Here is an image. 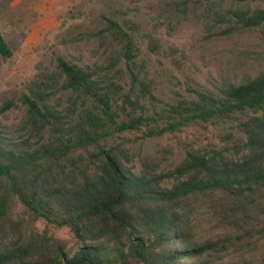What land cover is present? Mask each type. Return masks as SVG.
Instances as JSON below:
<instances>
[{"label":"rangeland","instance_id":"1","mask_svg":"<svg viewBox=\"0 0 264 264\" xmlns=\"http://www.w3.org/2000/svg\"><path fill=\"white\" fill-rule=\"evenodd\" d=\"M247 7L264 10V0H0V36L12 53L0 57V140L10 149L33 151L60 139L49 130L39 134L27 121L22 98L39 93L60 118L62 145L70 146L72 129L93 110L108 124L100 146L134 174H169L190 152H222L229 160H243L248 153L239 124L246 116L177 126L165 111L179 97L218 93L229 83L264 75V26L234 30L231 13ZM103 19L117 22L133 39L134 72L145 75L152 87L153 99L140 101L143 112L124 102L125 97L133 102L138 88L131 86L122 63L113 66L120 48L100 36ZM149 38L157 43L156 54L148 49ZM57 58L79 68L110 70L104 82L112 96V120L119 125L141 115L146 121L140 130L116 132L99 105L67 91L55 68ZM89 153L92 147L75 148L70 160L50 171L49 183L69 187L81 180L91 170ZM185 180L166 178L159 188L169 190ZM175 212L198 243L210 246L201 263L264 264V188L239 201L221 193L191 196ZM32 233L61 242L68 255L81 247L68 228L35 219L13 198L9 219H0V253Z\"/></svg>","mask_w":264,"mask_h":264},{"label":"trees","instance_id":"2","mask_svg":"<svg viewBox=\"0 0 264 264\" xmlns=\"http://www.w3.org/2000/svg\"><path fill=\"white\" fill-rule=\"evenodd\" d=\"M231 16L237 32L264 26V10L247 7ZM103 22L100 36L109 37L120 48L112 59L113 66L122 63L131 86L138 88L134 101L125 97L124 102L143 112L140 101L153 99L152 87L145 75L142 78L134 72L137 55L133 39L114 20ZM148 49L152 54L158 52L157 43L150 38ZM11 56L0 36V57ZM55 68L64 78V88L99 105L101 115L110 120L116 132L139 131L146 121L140 115L119 125L113 122L112 96L104 82L110 70L79 68L62 58L55 60ZM194 94L195 98L179 97L168 106L165 112L171 120L182 126L246 116L240 120L239 130L248 155L232 161L222 152H190L173 172L156 177L126 170L114 153L100 146L108 135V124L93 110H87L76 123L74 140L65 146L60 142L63 128L58 115L47 108L39 93L24 96L28 123L36 126L39 134L49 130L60 139L48 146L38 145L33 151L13 150L0 140V219H9L12 199L17 198L35 219L68 228L81 247L68 255L61 242L32 233L0 253V264H203L210 246L195 240L175 208L191 196L221 193L227 200L239 201L264 188V75L242 84L229 83L218 93ZM89 147L93 149L88 154L91 170L81 180L72 181L69 187L49 183L50 171L62 160H70L68 155L75 148L87 151ZM166 178L186 180L169 190L160 189Z\"/></svg>","mask_w":264,"mask_h":264}]
</instances>
